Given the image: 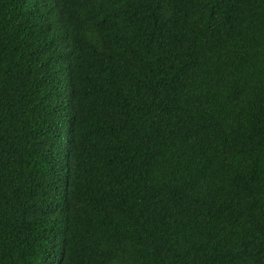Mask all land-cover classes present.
Instances as JSON below:
<instances>
[{
    "label": "trees",
    "instance_id": "16d2710c",
    "mask_svg": "<svg viewBox=\"0 0 264 264\" xmlns=\"http://www.w3.org/2000/svg\"><path fill=\"white\" fill-rule=\"evenodd\" d=\"M0 264H264V0H0Z\"/></svg>",
    "mask_w": 264,
    "mask_h": 264
}]
</instances>
